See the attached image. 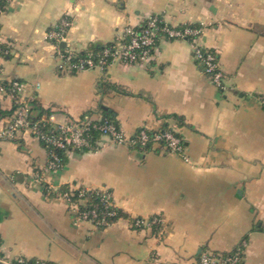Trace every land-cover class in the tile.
Returning <instances> with one entry per match:
<instances>
[{
    "label": "crops",
    "instance_id": "0c3cea01",
    "mask_svg": "<svg viewBox=\"0 0 264 264\" xmlns=\"http://www.w3.org/2000/svg\"><path fill=\"white\" fill-rule=\"evenodd\" d=\"M153 14L173 27H203L201 42L218 52L226 75L223 88L202 71L189 40L164 33L148 63L57 67L50 32L63 15L71 24L59 46L77 52ZM0 36L9 44L0 83L25 82L36 115L45 108L66 121L108 111L127 135L171 129L185 146L180 155L164 143L131 147L97 135L95 148L68 149L60 168L45 170L49 148L30 132L2 142L0 241L7 256L199 264L204 250L231 253L244 241L243 264H264V0H11ZM13 105L0 92V108ZM47 184L55 186L50 193ZM74 186L109 188L122 216L105 226L79 219L60 195ZM154 215L163 228L132 224Z\"/></svg>",
    "mask_w": 264,
    "mask_h": 264
},
{
    "label": "built area",
    "instance_id": "2783aa9c",
    "mask_svg": "<svg viewBox=\"0 0 264 264\" xmlns=\"http://www.w3.org/2000/svg\"><path fill=\"white\" fill-rule=\"evenodd\" d=\"M11 0H9V3ZM71 24L67 15H63L56 25V29L50 32V36L56 40L55 53L57 58V67L64 71H81L87 68L100 66L108 67L112 62L119 61L124 63H148L153 58L157 49L158 40L161 34H166L169 38H183L191 43L193 56L201 66L202 71L208 76L209 80L218 88H223L225 83V72L223 71L216 50L206 47L201 42L203 27L187 25L183 28L169 25L163 16L153 14L136 26H128L123 33L114 41V46L105 48L95 59L91 54L87 57H76L74 50L60 47L59 42L65 40L67 28ZM1 39V38H0ZM8 52V51H6ZM39 87V84H36ZM25 82L19 79L11 80L9 86L0 83V92L7 93L14 104L17 105L14 114L5 123H0V144L4 141L14 140L21 133L30 132L32 136L41 140L49 148V158L45 170H56L60 168L61 158L55 151V148L67 149L76 148L79 150L95 148V142L90 134L92 128L97 129L100 135L107 136L112 142L119 144H129L131 147L146 146L150 142L164 143L166 147L174 153L185 155L183 139L175 134L171 129H162L148 132L146 129H138L132 135L124 133L119 126L108 118H93L85 115L77 120L57 121L48 117L47 122H51L50 130H43L39 122H33L34 113L32 98L24 96ZM258 99L264 107V95H259ZM46 120L45 116L41 117ZM97 121H100L98 123ZM185 157V156H184ZM186 158V157H185ZM39 176V174H37ZM40 177V176H39ZM47 192H52L55 188L52 184L45 185ZM80 187H72L68 192H61L70 207L76 212L77 217L87 220L96 226H105L108 223L106 216H101L97 209H81L80 203H85L84 198L79 201L73 200V190ZM81 189V188H80ZM94 190L100 196V201L107 209V215H116V205L113 198V192L107 187L87 188ZM86 191L81 189L80 196ZM133 226L150 227L154 224H160L163 228V219L161 216L140 217L132 223ZM245 244L246 242L243 241ZM242 243V244H243ZM237 247L231 253L215 252L204 250L199 256V264H243L244 251L243 245ZM0 264H53L52 262L40 258H25L18 256L11 258L2 251L0 241Z\"/></svg>",
    "mask_w": 264,
    "mask_h": 264
},
{
    "label": "trees",
    "instance_id": "16d2710c",
    "mask_svg": "<svg viewBox=\"0 0 264 264\" xmlns=\"http://www.w3.org/2000/svg\"><path fill=\"white\" fill-rule=\"evenodd\" d=\"M9 5V0H0V15L2 12H4L5 10H7ZM191 26H200L198 24H190ZM1 38V36H0ZM114 41H110V42H106V43H93L90 46H88L87 48L84 49H80L79 51L75 52L76 57H87L88 54H91L93 56V58L97 59L98 55L107 47H112L114 46ZM9 52V44L7 42H5L3 39H0V56H6L8 52ZM2 84H4L6 87L9 86V83L7 82H2ZM31 104L33 105V109H36V100L35 98L31 99ZM17 105L14 104L12 109L10 111L4 110L2 108H0V120L3 116L5 115H10L11 116L14 114L15 110H16ZM40 109V113L35 115L32 120L33 122H39L40 126L42 127L43 130L47 131L50 130L52 125L51 122H47L48 121V117L50 115V111L48 109L45 108H39ZM104 112V116L102 117L101 120H103L104 118H108V119H113L114 117L112 116V114H110L108 111H103ZM10 116V118H11ZM42 116H45L46 120H42ZM84 117V116H83ZM82 117V118H83ZM98 123H100V121H97ZM90 134L93 138V141H96V136L100 135V132L95 129L92 128L90 131ZM68 148V149H72ZM76 149V148H75ZM79 150V149H78ZM55 151L58 153L59 157L61 158V165L64 164V160H65V151H67V149H61V148H55ZM84 188L86 191H84V193L80 196V192L81 189ZM80 188L73 190V196L72 199L79 201L80 198H84L85 199V203H80V208L81 209H86V208H95L97 209L98 213L101 216H106L107 217V221L108 223H110L112 220H115L116 218L122 216V213L120 212V210L115 207L117 214L116 215H107V209L104 207V204L100 201V196L96 194V192L94 190H87L86 187L80 186ZM72 188H66L65 187V191H60V192H68L70 191ZM136 218H140V217H135L132 219V221L134 222L136 220ZM216 252V251H215Z\"/></svg>",
    "mask_w": 264,
    "mask_h": 264
},
{
    "label": "water",
    "instance_id": "95a60500",
    "mask_svg": "<svg viewBox=\"0 0 264 264\" xmlns=\"http://www.w3.org/2000/svg\"><path fill=\"white\" fill-rule=\"evenodd\" d=\"M62 44H64V43H62ZM104 108H107L106 106H104Z\"/></svg>",
    "mask_w": 264,
    "mask_h": 264
}]
</instances>
